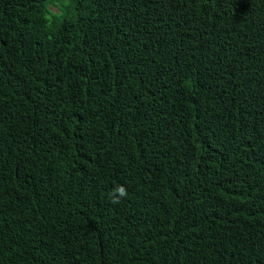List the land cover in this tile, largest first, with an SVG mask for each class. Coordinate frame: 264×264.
Masks as SVG:
<instances>
[{"label":"trees","instance_id":"1","mask_svg":"<svg viewBox=\"0 0 264 264\" xmlns=\"http://www.w3.org/2000/svg\"><path fill=\"white\" fill-rule=\"evenodd\" d=\"M0 264H264V0H0Z\"/></svg>","mask_w":264,"mask_h":264},{"label":"clouds","instance_id":"2","mask_svg":"<svg viewBox=\"0 0 264 264\" xmlns=\"http://www.w3.org/2000/svg\"><path fill=\"white\" fill-rule=\"evenodd\" d=\"M110 202L112 204L120 203L121 199L128 196L127 188L122 184H117L108 194Z\"/></svg>","mask_w":264,"mask_h":264},{"label":"rangeland","instance_id":"3","mask_svg":"<svg viewBox=\"0 0 264 264\" xmlns=\"http://www.w3.org/2000/svg\"><path fill=\"white\" fill-rule=\"evenodd\" d=\"M50 9L53 10V11H57V8L53 5L50 6Z\"/></svg>","mask_w":264,"mask_h":264}]
</instances>
